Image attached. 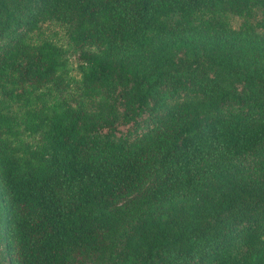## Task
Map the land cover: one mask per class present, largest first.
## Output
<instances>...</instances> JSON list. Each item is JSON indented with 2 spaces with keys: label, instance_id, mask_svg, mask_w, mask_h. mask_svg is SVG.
<instances>
[{
  "label": "trees",
  "instance_id": "16d2710c",
  "mask_svg": "<svg viewBox=\"0 0 264 264\" xmlns=\"http://www.w3.org/2000/svg\"><path fill=\"white\" fill-rule=\"evenodd\" d=\"M255 6L0 0V264H264V18H222Z\"/></svg>",
  "mask_w": 264,
  "mask_h": 264
},
{
  "label": "rangeland",
  "instance_id": "374dc122",
  "mask_svg": "<svg viewBox=\"0 0 264 264\" xmlns=\"http://www.w3.org/2000/svg\"><path fill=\"white\" fill-rule=\"evenodd\" d=\"M176 16H172L175 19ZM231 27L234 29H240L242 25L248 22L257 31L260 28L257 26L258 22L264 18V10L260 7H253L250 15L238 16L232 13H227L222 17ZM34 40L41 38H47L52 40L56 45H59L63 49V57L65 59V69L61 72L64 85L53 88V95L57 97H71L78 98L80 96L79 89L76 88V84L82 78L81 68L84 66L79 55V49L70 42L65 29L53 22H44L40 25L38 31L32 33ZM1 97V93H0ZM11 111L17 110V106L9 104ZM29 141L36 142L39 136L27 138Z\"/></svg>",
  "mask_w": 264,
  "mask_h": 264
}]
</instances>
